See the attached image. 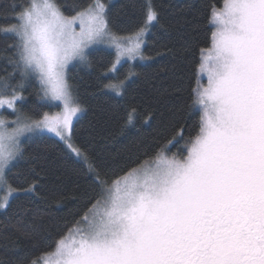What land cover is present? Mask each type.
<instances>
[{"label":"snow or ice","instance_id":"6c2138e0","mask_svg":"<svg viewBox=\"0 0 264 264\" xmlns=\"http://www.w3.org/2000/svg\"><path fill=\"white\" fill-rule=\"evenodd\" d=\"M11 7L16 23L0 31L15 37L6 49L13 73L0 78V106L17 118L0 119V207L18 191L7 171L24 155L22 135L47 130L71 138L81 109L65 77L69 61H86L84 49L104 40L115 46L118 60L145 59L143 35L159 21L152 0H144L143 26L123 37L112 32L99 0L73 17L54 0ZM210 23L211 47L202 50L198 68L208 84L193 89L202 114L199 132L186 141L187 155L167 156L168 141L112 180L93 161L97 191L80 219L54 241L52 252L30 264H264V0H222ZM17 70L34 75L44 96L63 102V111L34 119L14 108L22 87L10 83ZM135 112L127 113L121 131L134 124ZM178 135L183 138L182 130ZM68 147L87 162L82 150Z\"/></svg>","mask_w":264,"mask_h":264},{"label":"trees","instance_id":"16d2710c","mask_svg":"<svg viewBox=\"0 0 264 264\" xmlns=\"http://www.w3.org/2000/svg\"><path fill=\"white\" fill-rule=\"evenodd\" d=\"M54 2L64 16L73 17L95 0ZM99 2L105 5L109 27L117 36H128L143 26L144 0ZM25 3L0 0V29L16 23L11 6ZM152 3L159 21L150 22L145 31V59L124 62L112 71L116 53L98 46L86 54V61L69 69V84L81 108L71 142L88 157L87 162L52 135L38 132L22 141L24 155L7 171L9 183L18 191L0 208V264H30L53 251L54 241L68 233L83 214L86 200L97 191L89 171L93 161L112 180L123 175L122 169L136 166L135 161L153 157L168 141L173 143L165 154L187 155L186 141L199 132L202 114L193 92L201 84V53L211 47L215 31L211 13L222 7V0ZM14 41L13 35L0 31V78L13 73L7 61L12 53L6 49ZM10 83L22 84L16 89L21 97L16 109L21 113L40 119L60 109L46 99L34 75L22 77L17 70ZM132 108L134 124L121 131ZM4 114L17 116L16 111ZM181 130L183 138L178 135Z\"/></svg>","mask_w":264,"mask_h":264},{"label":"rangeland","instance_id":"374dc122","mask_svg":"<svg viewBox=\"0 0 264 264\" xmlns=\"http://www.w3.org/2000/svg\"><path fill=\"white\" fill-rule=\"evenodd\" d=\"M99 3H100V2H99ZM105 11H106V8H105ZM74 27H75V30H76L77 32H79L80 27H79V22H78V21H77V23H76V25H75ZM145 33H146V32H145ZM145 33H144V35H143V41H145V39H144V38H145ZM144 44H145L144 42H142V44H141V53H142V55H143V46H144ZM98 46H103V47L110 48V49H112V50L116 53V48H115V46H114L110 41L104 40V41H99V42H96V43H93V44L88 45V47H86V48L84 49V54H85V56H86V54H87L91 49H93V48H95V47H98ZM140 59H141V58L138 56V57H136L135 59H129L128 57H121V58H119V60H118V58H117V54H116V62H115V64H114L113 67H112V68H113L112 71H114L115 69H117V68H118L122 63H124V62H135V61H139ZM79 62H80V60H79L78 58L69 61V63L67 64V66H66V68H65V77H66L67 80H68L69 69H70L73 65H75L76 63H79ZM114 66H115V67H114ZM200 79H201V84H200V86H207V84H208V77H207V73H206V72H204V73H200ZM68 82H69V80H68ZM19 97H20V96H19ZM45 97H46V99L49 100L51 103H54V104H57V105L60 106V109H59L58 111H55V112H53V113H48L50 116H51V115H55V114L60 113V112L63 111L64 106H63V102H62V101L52 99V97H51L50 94H49L48 96H45ZM20 99H21V97L15 101V103H14V108H16V102H17L18 100H20ZM73 106H75V105H73ZM80 109H81V108H80ZM4 111H12V112H14V110L8 108V106H7L6 104H5V105H2V106H0V119H3V120H5V121H7V122H11V121L16 120L17 116H16V117H10V116H7V115L4 114ZM80 115H81V110L76 114V116L73 117V119H72V125H71V131H72L73 123L75 122V120H76ZM14 126H15V125H11V124L9 125V127H14ZM31 134H33V133H25L24 135H22V136L20 137V141H21V143H22V141H23L26 137L30 136ZM39 134H48V135H52V136H54V137L60 139L61 141L65 142L66 145H68V144H71V145H72L71 138H70V140H67V141H66V140H62V139H61L59 136H57L55 133L49 132V131H47V130H45V131H43V132H40ZM70 136H71V132H70ZM72 146H73V145H72ZM166 155H167V154H166ZM167 156H169V155H167ZM169 157H171V156H169ZM4 195H5V192H4V191H0V203H3V196H4ZM0 208H2V207H0ZM45 260H51V257H50V256H47Z\"/></svg>","mask_w":264,"mask_h":264}]
</instances>
